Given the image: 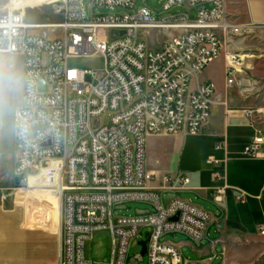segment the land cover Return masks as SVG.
Returning a JSON list of instances; mask_svg holds the SVG:
<instances>
[{"label": "built area", "instance_id": "1", "mask_svg": "<svg viewBox=\"0 0 264 264\" xmlns=\"http://www.w3.org/2000/svg\"><path fill=\"white\" fill-rule=\"evenodd\" d=\"M137 2L90 0L86 6L84 0H55L60 22L39 25L28 24L25 10L15 9L11 0L0 13V54L23 59L21 100L14 112V178L58 197L59 264H94L85 247L100 231H109L112 240L104 264H138L141 255L128 262L127 254L145 228L148 264H182L179 249L161 241L163 236L182 233L199 242L211 220L207 211L179 196L165 205L176 186L190 183L187 177L165 176L164 195L150 188L155 177L146 167V141L200 134L211 116L215 87L192 90V80L221 55L224 37H243L251 26L232 19L227 0H166L163 12L185 11L164 16L136 9ZM114 30L124 34L113 38ZM152 32L163 37L156 47L145 41ZM96 56L104 59L100 73L71 65ZM239 63L228 55V85L235 83ZM245 116L260 119L257 110H246ZM256 130L243 151L246 157L258 156L264 145V133ZM210 163L221 162L211 158ZM213 178L223 176L216 171ZM227 189L214 188L216 204ZM243 199L242 193L236 196ZM133 201L148 203L153 211L114 216L115 205Z\"/></svg>", "mask_w": 264, "mask_h": 264}, {"label": "crops", "instance_id": "2", "mask_svg": "<svg viewBox=\"0 0 264 264\" xmlns=\"http://www.w3.org/2000/svg\"><path fill=\"white\" fill-rule=\"evenodd\" d=\"M227 4L232 19L250 25L255 36L224 37L221 55L192 80V90L209 83L215 87L209 121L197 136H151L146 141V167L155 177L150 188L164 195L168 188L164 177L184 175L190 183L176 186L175 193L211 216L199 242L182 233L171 234L169 243L179 249L182 264H252L256 253L264 251V233L260 232L264 226V145L256 157L243 155L256 129L264 133V72L260 69L264 0H227ZM228 55L240 59L233 85H228L226 76ZM246 110L259 111V121L246 117ZM218 144L224 148L216 150ZM211 158L219 160V166L210 163ZM216 171L221 172L222 181L214 180ZM218 186L228 188L220 205L213 200ZM241 193L244 199L237 201ZM36 195L38 208L27 201L21 205L22 196L15 200L0 194V264H59V199L50 191Z\"/></svg>", "mask_w": 264, "mask_h": 264}, {"label": "rangeland", "instance_id": "3", "mask_svg": "<svg viewBox=\"0 0 264 264\" xmlns=\"http://www.w3.org/2000/svg\"><path fill=\"white\" fill-rule=\"evenodd\" d=\"M10 0H0V13ZM55 0H11V3L16 5L17 9H24L26 13V22L28 24H49L60 22L61 17L55 13ZM90 0H84L86 6L89 5ZM166 0H138L136 9L147 8L155 15L164 16L166 14H177L184 12L185 8L175 7L170 12L165 13L162 10L163 3ZM101 13H109V11L102 10ZM37 33H47L52 36H60L57 32L52 34L48 29H37ZM255 36L253 31L245 33L243 37L238 38H251ZM146 37V36H145ZM157 38V39H156ZM163 40L160 33L156 34L152 32L145 38V41L150 47H156L159 42ZM71 65L80 69H85L92 72L100 73L104 67V59L102 56H96L89 59L71 61ZM264 72V59H262L261 68ZM22 72H23V59L20 55H4L0 54V194L11 195L16 200V196H22L19 203L23 205L27 201L31 206L39 207L40 201L37 197V193L43 191H50L45 188L29 189L26 185L18 183L14 178V168L16 160V144H15V120L14 112L21 100L22 92ZM221 70L219 71V78L223 82L221 77ZM91 75L87 76V81L92 82ZM195 78L193 79V81ZM192 81V82H193ZM264 82V81H263ZM195 83V82H194ZM193 140V139H190ZM181 175L180 177H183ZM33 185V180L32 184ZM37 192V193H35ZM51 192V191H50ZM56 196L55 193L52 192ZM183 198V195H179ZM19 207V206H18ZM24 212L23 207H19ZM153 211V207L144 202H125L115 205L113 208V214L116 217L119 216H135L139 212ZM31 224V223H29ZM38 226V225H37ZM149 229L145 228L141 231V235L138 236L132 242L127 259L128 262L134 260L138 255H141V247L139 242L147 239L146 234ZM163 242L169 243L172 241V235L166 234L163 236ZM112 240L109 231L96 232L91 241L86 243L85 254L87 260L94 264L108 263L111 258ZM262 251V249L260 250ZM148 255L138 260V264H148ZM252 264H264V251L263 253H256L255 260Z\"/></svg>", "mask_w": 264, "mask_h": 264}, {"label": "water", "instance_id": "4", "mask_svg": "<svg viewBox=\"0 0 264 264\" xmlns=\"http://www.w3.org/2000/svg\"><path fill=\"white\" fill-rule=\"evenodd\" d=\"M123 34H124V32H121V31H115V30L112 31V37H113V38H116V37L122 36ZM41 88H42L43 90H46L44 80L41 81ZM177 196H178V195L175 194V193H173V194H169V195L165 198V200H164L165 205H168L169 202H170V200L176 198ZM177 219H178V216H176V217L173 218L172 220H173V221H176ZM149 236H150V234H147V237H148V238H147L146 240H144V241L139 242V246L141 247V256H142V257H144V256L147 254V244H148V241H149Z\"/></svg>", "mask_w": 264, "mask_h": 264}, {"label": "bare ground", "instance_id": "5", "mask_svg": "<svg viewBox=\"0 0 264 264\" xmlns=\"http://www.w3.org/2000/svg\"><path fill=\"white\" fill-rule=\"evenodd\" d=\"M11 5H12L15 9H17L16 5H14V4H12V3H11Z\"/></svg>", "mask_w": 264, "mask_h": 264}]
</instances>
